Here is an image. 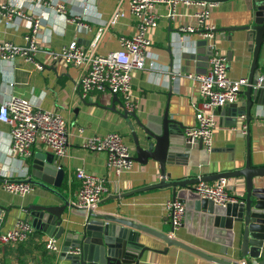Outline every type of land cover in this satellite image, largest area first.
I'll use <instances>...</instances> for the list:
<instances>
[{
	"label": "crops",
	"instance_id": "1",
	"mask_svg": "<svg viewBox=\"0 0 264 264\" xmlns=\"http://www.w3.org/2000/svg\"><path fill=\"white\" fill-rule=\"evenodd\" d=\"M5 1L12 2L20 11L39 16V31L36 36L39 50L35 52L31 60L23 57L0 59V101L9 93H13L21 98H27L40 108L57 111L65 118L68 124V143L66 153L58 159L68 185L63 194L72 202L76 198L74 189L77 182L70 175L71 171L77 167H82L94 174L108 175L109 193L93 206V211L122 216L165 233L167 229L164 219L167 211L163 204L165 200L171 199L169 189L136 190L122 197H113V195L156 181L158 179L157 164L153 161L142 164L135 160L128 168L114 176L106 169L103 151H90L81 145L84 138L89 135L118 131L132 153L133 120L129 116H121L117 111L118 102L115 104L116 110L109 108L111 94L108 92L91 93L81 98L74 84L79 67L62 61H51L46 52L47 49H57L59 45L71 39H75L82 46L92 47L90 42L97 27H102L114 8L122 14L113 24L102 28L93 48L95 53H106L118 48L117 36L132 34L136 30L133 16L129 12L128 0H44L62 3L65 13L36 0ZM171 6L175 10V15L168 19L165 15L167 11L165 5H154L158 14L157 23L146 32L150 41L148 50L165 72L151 71L146 68L134 69L131 73V93L137 100L138 105L134 112L139 117H144L146 114H159L168 101L169 115L182 123L183 128L180 130L182 133L184 128L194 123L191 102L198 99L197 81L186 77L185 74L201 73L206 69V58L210 48L208 41L197 33H183L178 29L180 24L185 25L194 20L193 14L198 8L196 2L174 0ZM209 6L208 22L215 28L224 25H242L249 15L248 0H224L211 3ZM76 14L79 15V20L87 23L89 29L67 19V17H75ZM26 28L23 17L12 24L2 20L0 21V41L9 39L21 44ZM226 36L227 32L216 31L213 42L220 53L226 55L228 50L230 52L229 59H226L227 74L230 78L246 77L251 62V51L248 49L250 42L246 39L245 30L232 31L229 39ZM203 39L205 43L201 41ZM256 60L259 65L264 63V38ZM176 73L179 74L175 75ZM237 98L232 105L226 104L218 110L213 109L215 123L209 150L193 148L190 156L184 157L174 166H167V169L171 170L172 166L177 167L175 171L178 174L210 173L240 168L244 165L246 157L252 165H264V128L261 123L264 117V100L263 103L250 106L251 118L246 122L237 116V112L243 110L241 105L243 98L240 94ZM244 126L248 137L244 135ZM79 127L80 130H78ZM33 151L50 150L45 145L38 144L34 146ZM27 164V159L23 160L10 152L8 125L0 122V175L7 173L12 177H24L27 173ZM226 190L234 196L241 194L243 192L241 178L226 179ZM31 203L60 204L61 201L55 195L35 185L23 195L6 192L1 187L0 178V206L8 207L7 212L0 214V232L10 228L17 218H27L33 227L30 234H37L35 238L29 237L20 243H0V262L2 264H27V262L73 264L72 257L64 248L78 240L86 217L84 213L70 207L64 208L61 224L65 229L73 230L77 238L70 240L63 234L57 237L56 252L46 249L42 252L35 249L34 244L44 241L48 235H54L56 227L40 218L41 212L27 210V206ZM89 224L97 225L94 222ZM177 229L172 236L191 247L229 259L239 258L235 250L225 255L217 254L219 247L217 243L191 234L184 227H177ZM139 239L150 249L142 252L137 264H216L181 247L172 245L165 247L161 239L143 231H139ZM16 245L18 248H15ZM25 249L28 250L19 252Z\"/></svg>",
	"mask_w": 264,
	"mask_h": 264
},
{
	"label": "built area",
	"instance_id": "2",
	"mask_svg": "<svg viewBox=\"0 0 264 264\" xmlns=\"http://www.w3.org/2000/svg\"><path fill=\"white\" fill-rule=\"evenodd\" d=\"M46 3L56 11L66 12L60 2L36 0ZM198 8L194 12L191 23L180 24L179 31L183 33L195 32L209 43L210 52L207 56V67L201 73H187L186 77L195 79L198 83V99L191 102L194 123L184 128L185 137L192 141L200 139L202 147L206 150L212 145V130L215 123L213 109L223 107L235 102L238 92L247 83L246 77L230 78L227 74L226 56L220 53L213 42L216 30L208 22L209 5L211 3L194 0ZM172 0H128V8L134 19L135 32L132 34H119L117 36L118 48L106 53H95L94 45L103 27L116 20L122 13L114 8L113 13L104 21L102 27H97L90 42L92 47H85L71 39L58 46L57 49H47L51 61H62L66 64L79 67L78 77L74 84L81 98L97 92H108L117 95L121 102V109L134 112L137 109V100L132 96L131 73L134 69L146 68L162 71L163 68L152 57L148 50L150 41L146 32L157 23L158 14L154 5L163 4L167 8L166 17L172 18L175 10L171 6ZM23 17L26 21V31L22 35L21 44L9 39L0 41V59L23 57L31 60L39 50L36 36L39 31V16H32L18 8L9 1L0 2V21L12 24ZM78 26L88 28L87 23L79 20V15L67 17ZM40 67L39 65H37ZM176 73L175 75H178ZM11 84V82H9ZM0 122L8 125L9 150L15 156L26 160L32 153L35 145H45L54 158H61L66 153L68 124L65 118L57 111L40 108L27 98L9 93L0 101ZM264 128V117L261 120ZM245 127V126H244ZM80 130V127L78 128ZM82 147L90 151H103L105 166L108 172L117 176L120 171L128 168L131 163V150L118 131L92 134L84 138ZM24 177H12L4 173L0 175L1 187L6 192L23 195L33 188V184ZM71 177L76 182L73 203L93 208L100 199L109 193V177L103 174H94L82 167L71 171ZM194 189L201 197L211 199L215 204L225 205L229 201H236L234 195L226 190V178L210 181H197ZM166 215H170L171 223L178 226L183 215V206L176 199L164 201ZM33 230L29 220L17 218L7 230L0 232L1 244H14L21 242ZM44 249L50 252L58 250V238L48 235L43 244ZM77 251V250H74ZM2 264V262H0ZM27 264H34L27 262ZM45 264H52L46 262Z\"/></svg>",
	"mask_w": 264,
	"mask_h": 264
},
{
	"label": "water",
	"instance_id": "3",
	"mask_svg": "<svg viewBox=\"0 0 264 264\" xmlns=\"http://www.w3.org/2000/svg\"><path fill=\"white\" fill-rule=\"evenodd\" d=\"M200 1L215 3L224 0ZM248 1L249 15L242 25H224L215 28L216 31L227 32V39L232 31L244 29L246 39L250 42L248 49L251 51V62L246 76L247 83L238 92L243 98L241 102L243 110L237 112V116L246 122L251 118L250 106L263 103L264 100V63L259 65L256 60L264 38V0ZM201 41L205 43L204 39ZM225 56L226 59H229V50ZM116 102L119 103L117 111L121 116H129L133 120L131 159L142 164L149 161L155 162L158 179L153 183L138 186L134 190L113 195V197H122L136 190L167 188L171 199H176L182 204L183 215L178 226L174 227L170 215H166L164 220L167 231L164 233L122 216L96 213L90 206L76 205L63 194V190H60L64 176L59 160L54 158L50 151H33L27 162L26 180L55 195L61 203H31L27 206V210L41 212L40 218L45 219L47 224L56 227L54 236L60 237L65 234L70 240H75L77 235L73 230L65 229L62 226L63 209L70 207L83 212L86 216L78 240L64 248L72 257V263L137 264L142 252L150 249L139 239V231H143L161 239L165 243V247L178 246L216 264H264V165H252L249 158L246 157L244 165L240 168L210 173L178 174L175 171L177 167L173 166L182 161L184 157L190 156L193 148L201 149L203 147L200 139L192 141L191 137L183 136L180 131L183 128L182 123L169 115L168 101L159 114H146L144 117H139L135 112L128 113L121 109V102L117 95L111 93L109 108L116 110ZM234 103L231 102L227 105ZM220 108L218 106L215 110ZM244 132V135L248 137L245 127ZM169 165H173L171 170L167 169ZM230 177L241 178L243 192L235 195L236 201H229L225 205L215 204L211 199L201 197L193 187L197 181L228 179ZM7 210L8 207L0 206V214ZM89 222H94L97 225H90ZM177 227H184L191 234L217 243L219 246L217 254L225 255L235 250L239 258L229 259L208 254L194 246L191 247L172 236L178 230ZM165 247L164 249H166Z\"/></svg>",
	"mask_w": 264,
	"mask_h": 264
},
{
	"label": "trees",
	"instance_id": "4",
	"mask_svg": "<svg viewBox=\"0 0 264 264\" xmlns=\"http://www.w3.org/2000/svg\"><path fill=\"white\" fill-rule=\"evenodd\" d=\"M29 161V159L27 158V162ZM68 187L67 183H66V176L64 175V178L62 180V183H61V186H60V190L62 191H65V189ZM70 190L71 192L73 191V187L71 186L70 187ZM37 234H30L26 239H28L29 237H36ZM26 241V240H25ZM18 243V242H17ZM20 243V242H19ZM43 244H44V241H40V242H37L34 244V248L35 249H38V250H41L42 252H45V249L43 247ZM20 245V244H18ZM18 245L15 246V248H18ZM4 247H8L7 245H3ZM28 249H25V250H19V252H24V251H27Z\"/></svg>",
	"mask_w": 264,
	"mask_h": 264
}]
</instances>
